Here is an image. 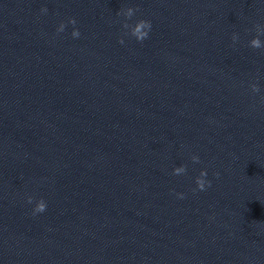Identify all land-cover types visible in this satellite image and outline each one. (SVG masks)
Segmentation results:
<instances>
[{"label": "water", "instance_id": "water-1", "mask_svg": "<svg viewBox=\"0 0 264 264\" xmlns=\"http://www.w3.org/2000/svg\"><path fill=\"white\" fill-rule=\"evenodd\" d=\"M257 25L264 0H0V264H264Z\"/></svg>", "mask_w": 264, "mask_h": 264}, {"label": "clouds", "instance_id": "clouds-1", "mask_svg": "<svg viewBox=\"0 0 264 264\" xmlns=\"http://www.w3.org/2000/svg\"><path fill=\"white\" fill-rule=\"evenodd\" d=\"M138 9H134L132 7H128L127 9H123V10H119V12L117 13V15H121L123 14L126 17L125 22L123 23V28L125 29H129L130 31L125 33V35H131L132 37H135V39L139 42H143L145 39L148 38L149 32L151 30V21L149 20H144L141 19L139 21H137L134 25H130L129 23H127L128 19H131L133 17V15L135 14V11H137ZM48 9L42 8L41 12L43 13H47ZM68 24L73 25V31L71 33V35L73 36V38H79L80 36V32L77 28H75V25L77 23V21L75 20V18H69ZM66 28L65 23L61 22L60 25L57 28V32H63ZM256 31H257V36L255 38H253L250 41V47L254 48V49H260V48H264V42H262L259 38L260 35H264V28H261L259 25L256 26ZM238 36L237 34H233L232 36V40L233 42L237 41ZM119 43L123 44L124 40L123 38H121L119 40ZM251 89L253 92H259L260 89L256 84H252L251 85ZM262 100H264V97H262ZM193 162L198 163L199 162V157L193 155L191 157ZM186 166L185 165H181L179 167H175L173 169V175H181L186 173ZM218 175V174H217ZM207 176V171L206 170H201L199 176L196 178V185L197 188L193 189V191L196 190H200L203 191L206 189V186L210 187L211 186V181H207L206 179H204ZM178 198L183 199L184 198V194L183 193H177ZM27 202L29 204H31L33 202V197L32 196H28L27 197ZM47 208V204L46 202L43 200V198L39 199L36 204L35 207L33 209V215H36L37 213H43L44 211H46Z\"/></svg>", "mask_w": 264, "mask_h": 264}]
</instances>
